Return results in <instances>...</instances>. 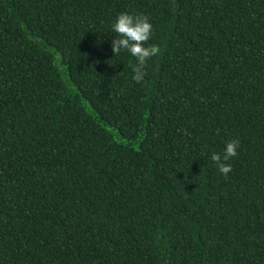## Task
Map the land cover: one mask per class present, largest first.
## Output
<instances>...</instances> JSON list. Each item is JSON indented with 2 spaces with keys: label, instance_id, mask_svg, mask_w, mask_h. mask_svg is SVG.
I'll return each instance as SVG.
<instances>
[{
  "label": "trees",
  "instance_id": "16d2710c",
  "mask_svg": "<svg viewBox=\"0 0 264 264\" xmlns=\"http://www.w3.org/2000/svg\"><path fill=\"white\" fill-rule=\"evenodd\" d=\"M0 264H264V0H0Z\"/></svg>",
  "mask_w": 264,
  "mask_h": 264
},
{
  "label": "clouds",
  "instance_id": "9594fccd",
  "mask_svg": "<svg viewBox=\"0 0 264 264\" xmlns=\"http://www.w3.org/2000/svg\"><path fill=\"white\" fill-rule=\"evenodd\" d=\"M111 32L116 35L112 39V52L114 55L127 52L135 58L132 66V79L141 82L145 77V67L149 58L156 56L161 51L160 45L150 44L153 25L145 14L129 11L119 12L110 24ZM240 141L238 138L225 142L222 152H212L210 155L220 174L227 177L232 169L229 161L238 155Z\"/></svg>",
  "mask_w": 264,
  "mask_h": 264
}]
</instances>
